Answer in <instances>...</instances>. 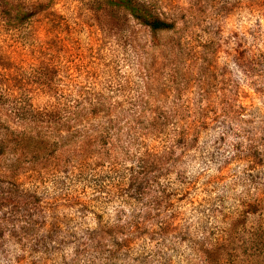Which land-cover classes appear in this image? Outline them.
<instances>
[{
    "label": "rangeland",
    "instance_id": "obj_1",
    "mask_svg": "<svg viewBox=\"0 0 264 264\" xmlns=\"http://www.w3.org/2000/svg\"><path fill=\"white\" fill-rule=\"evenodd\" d=\"M155 1L162 12L190 22L192 53L174 50L178 34L154 39L127 12L91 0L59 1L58 15L64 19L61 39L69 46L72 58L81 60L90 72L84 85L97 82V90L101 88L110 95L109 79L122 84L123 91L113 96L118 97L123 109H133L137 107L135 100L148 102L152 96L150 103L140 108H190L216 114L179 168L185 185L177 184L175 174L171 177L176 182L170 189L175 199L173 207L164 211L166 220H109L121 204L106 203L104 194L85 185L83 179L75 181L73 175L52 177L38 192L44 202L53 204L64 197L88 204L101 196L99 204L93 203L94 210L106 220H94L93 214L85 217L79 209L71 208L60 209V220H38L48 226L56 222L59 229L53 231L54 237L68 244L46 260L42 253L29 252L23 264H61L64 258L75 259V242H84L90 236L108 239L106 250H112L113 240H131L130 252L124 253L131 255L121 256L125 259L122 263L105 261L108 255L104 252L90 251L77 264H200L201 253L193 251L192 243L234 241L240 242V247L242 242L263 236L264 220L252 216L241 220L239 215L245 203L262 201L264 205V6H255L251 0ZM184 20L179 21V28H183ZM12 35L0 29L1 137L22 124L14 113L19 100L11 95L20 93V68L13 69L5 57L29 54L23 64L28 65L32 50L22 51L27 44L25 34ZM154 46L158 47L151 49ZM20 60L22 57L17 62ZM174 80L175 85L169 84ZM178 93L185 102L172 100L171 96ZM228 109L236 113L231 116L236 118L234 122L225 121ZM256 149L260 157L255 155ZM55 179L64 186L50 183ZM173 217L175 220H169ZM0 235L4 236L0 237V264H6L2 255H25L8 233ZM46 235L39 232L40 237ZM234 255L232 247L223 254L227 260ZM224 260L219 264H230Z\"/></svg>",
    "mask_w": 264,
    "mask_h": 264
},
{
    "label": "trees",
    "instance_id": "obj_2",
    "mask_svg": "<svg viewBox=\"0 0 264 264\" xmlns=\"http://www.w3.org/2000/svg\"><path fill=\"white\" fill-rule=\"evenodd\" d=\"M59 1L0 0V29L16 36L25 34L27 44L22 51L32 49L28 65L23 64L27 63L24 59L29 54L21 52L15 57L11 53L5 57L13 69L20 68V93L11 95L19 100V108L14 113L22 124L0 136V233H8L10 240L25 254L20 257L2 255L6 264H23L29 252L42 253L45 260L53 253H60L68 242L54 237L53 231L59 229V225L53 222L48 226L38 220H60L57 214L61 208L79 209L85 217L93 214L94 220H106L94 210L93 203L99 204L101 196L88 204L64 197L57 198L53 204L44 202L38 192L52 177L73 175L75 181L83 179L85 185H92L99 194H104L106 203L121 204L109 220H166L164 211L173 207L175 199L170 194L176 183L171 177L175 174L177 184L185 185L179 168L210 125L211 117H216V114L190 108H140L141 104L150 103L152 96L148 102L135 100L137 107L127 110L121 108L118 97L113 96L123 91L122 84L113 78L108 80L110 95L101 88L97 90V82L84 85L90 72L81 60L72 58L69 46L63 44L60 28L64 19L58 15ZM91 1L127 12L154 39L163 34H178L174 50L192 53L194 49L190 22L162 12L155 0ZM251 2L264 6V0ZM183 20L184 26L179 28V21ZM169 84L175 85V80ZM171 97L175 103L185 102L180 93ZM227 113L229 117L225 121L234 122V110L228 109ZM254 153L261 156L258 149ZM50 183L55 187L64 186L56 179ZM263 208L262 201L245 203L239 217L264 220ZM4 209L6 213L2 212ZM42 231L47 235L40 237ZM113 241L110 242L112 250H106L108 239L102 236L75 242V259L64 258L61 264H77L81 256L90 251L104 252L108 255L105 261L123 263L125 259L120 257L131 255L124 253L130 252L133 242ZM242 243L240 247L234 241L192 245L193 251L201 253L200 264H219L225 259L223 254L227 247L234 248L235 255L224 262L264 264V234Z\"/></svg>",
    "mask_w": 264,
    "mask_h": 264
}]
</instances>
